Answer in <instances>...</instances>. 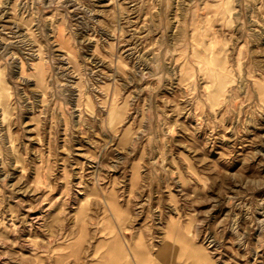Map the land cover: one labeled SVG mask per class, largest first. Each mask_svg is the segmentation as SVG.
<instances>
[{
  "label": "rangeland",
  "instance_id": "374dc122",
  "mask_svg": "<svg viewBox=\"0 0 264 264\" xmlns=\"http://www.w3.org/2000/svg\"><path fill=\"white\" fill-rule=\"evenodd\" d=\"M116 239L264 264V0H0V264Z\"/></svg>",
  "mask_w": 264,
  "mask_h": 264
},
{
  "label": "bare ground",
  "instance_id": "6f19581e",
  "mask_svg": "<svg viewBox=\"0 0 264 264\" xmlns=\"http://www.w3.org/2000/svg\"><path fill=\"white\" fill-rule=\"evenodd\" d=\"M165 247V246H164ZM164 247L162 251L164 250ZM160 251L161 255L163 256L164 260H166V255ZM191 251V250H190ZM142 249L136 248V246L132 249V253L135 255L134 258H130L127 254L125 248H123V245L121 242H115L111 249H109V255H111V262L110 264H150L152 263L151 256L149 255V251L146 253V258H143ZM194 257V256H193ZM100 264H106L104 260L101 261Z\"/></svg>",
  "mask_w": 264,
  "mask_h": 264
},
{
  "label": "crops",
  "instance_id": "0c3cea01",
  "mask_svg": "<svg viewBox=\"0 0 264 264\" xmlns=\"http://www.w3.org/2000/svg\"><path fill=\"white\" fill-rule=\"evenodd\" d=\"M111 231V233L113 232V230H110ZM120 239H116L115 241H114V243L115 242H117V241H119ZM112 245H113V243H112ZM135 246H136V244H135ZM124 247H125V245H124ZM134 247V246H133ZM132 245H130V247H125V250H126V252H127V254L129 255V257L132 259L133 257H132Z\"/></svg>",
  "mask_w": 264,
  "mask_h": 264
}]
</instances>
